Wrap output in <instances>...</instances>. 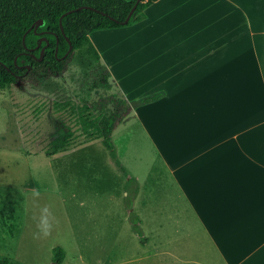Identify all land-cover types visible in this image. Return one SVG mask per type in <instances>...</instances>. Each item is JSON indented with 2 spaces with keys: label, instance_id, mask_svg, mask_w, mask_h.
Masks as SVG:
<instances>
[{
  "label": "crops",
  "instance_id": "obj_1",
  "mask_svg": "<svg viewBox=\"0 0 264 264\" xmlns=\"http://www.w3.org/2000/svg\"><path fill=\"white\" fill-rule=\"evenodd\" d=\"M144 14L106 48L129 103L161 95L122 124L164 171L144 192L147 178H128L138 225L153 223L156 260L264 264V0H157Z\"/></svg>",
  "mask_w": 264,
  "mask_h": 264
},
{
  "label": "rangeland",
  "instance_id": "obj_2",
  "mask_svg": "<svg viewBox=\"0 0 264 264\" xmlns=\"http://www.w3.org/2000/svg\"><path fill=\"white\" fill-rule=\"evenodd\" d=\"M112 31L89 36L108 72L106 48L122 42ZM96 39L105 48L98 50ZM93 56L77 52L67 71L43 86L18 80L0 89V259L52 264L53 249L59 247L65 253L62 264H178L170 256L155 259L153 223L134 228L139 197L128 196L135 188L128 178H147L144 192L164 174L138 126L124 130L121 125L112 134L120 166L101 140L86 143L83 137L74 149L46 156L49 143L67 129L77 128L85 137L97 130L92 103L107 93L122 95L112 78L105 90ZM93 85L98 86L94 91ZM56 104L62 111L54 110ZM45 206L55 218L54 228L50 236L34 239Z\"/></svg>",
  "mask_w": 264,
  "mask_h": 264
},
{
  "label": "trees",
  "instance_id": "obj_3",
  "mask_svg": "<svg viewBox=\"0 0 264 264\" xmlns=\"http://www.w3.org/2000/svg\"><path fill=\"white\" fill-rule=\"evenodd\" d=\"M155 1L157 0H141L128 23L124 24L136 0H0V89L13 85L18 80L27 81L35 87L43 86L53 77L64 74L74 55L86 50L94 55L103 75L101 82L107 87L105 90H109L110 72L106 67H101L90 34L129 27L140 22L145 18L144 10ZM78 8L83 9L77 10ZM68 11L73 12L65 15ZM38 20H42V24L34 33L31 28ZM40 38L44 40L37 48ZM69 44L72 49L64 57ZM42 48L44 52L39 61ZM97 88V85H93V91ZM160 97L159 94H153L132 104L133 107L143 106ZM92 104L98 113L95 119L97 130L87 133L88 137H85L84 132L77 134V128L67 129L66 133L49 143L47 157L68 152L83 144V140L86 143L101 140L110 156L115 159L112 134L132 117V106L122 95L113 92L105 94ZM84 106L89 109L91 103L85 101ZM54 110L62 111L57 104L54 105ZM80 137L84 139L77 142ZM135 222L134 228L137 230L138 220L135 219ZM64 258L65 253L61 248L53 249L52 264H62ZM0 264L19 263L3 258L0 259Z\"/></svg>",
  "mask_w": 264,
  "mask_h": 264
},
{
  "label": "clouds",
  "instance_id": "obj_4",
  "mask_svg": "<svg viewBox=\"0 0 264 264\" xmlns=\"http://www.w3.org/2000/svg\"><path fill=\"white\" fill-rule=\"evenodd\" d=\"M34 196H39L38 191H34ZM55 218L51 213L50 209L45 206L41 209V215L39 218V223L37 225L39 231L34 234V239L46 238L51 235L54 228Z\"/></svg>",
  "mask_w": 264,
  "mask_h": 264
},
{
  "label": "water",
  "instance_id": "obj_5",
  "mask_svg": "<svg viewBox=\"0 0 264 264\" xmlns=\"http://www.w3.org/2000/svg\"><path fill=\"white\" fill-rule=\"evenodd\" d=\"M141 0H136L134 6L132 7V9L130 10V12L128 13L125 21H124V24H127L128 21L130 20L133 12L135 11L137 5L140 3ZM83 8H78L77 10H81ZM73 11H68L67 13H65V15H68V14H71ZM42 24V20H38L35 24L32 25V30L34 33H36L37 31V28ZM60 29H61V32L63 33V29H62V24L60 22ZM44 38H40L39 41H38V45H37V48L41 46L42 42H43ZM72 49V46L69 44V49L67 51V53L64 55V57H66L68 55V53L71 51ZM43 52H44V48L41 49L40 51V57L38 58V60L40 61L41 58H42V55H43ZM29 71V68L27 69Z\"/></svg>",
  "mask_w": 264,
  "mask_h": 264
}]
</instances>
